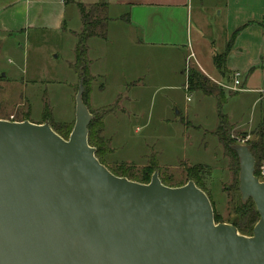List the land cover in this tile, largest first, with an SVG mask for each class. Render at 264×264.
Masks as SVG:
<instances>
[{
    "label": "water",
    "instance_id": "1",
    "mask_svg": "<svg viewBox=\"0 0 264 264\" xmlns=\"http://www.w3.org/2000/svg\"><path fill=\"white\" fill-rule=\"evenodd\" d=\"M75 97L68 140L47 123L0 120V264H264V182L251 145L239 161L240 199L259 220L251 236L216 223L193 181L148 184L114 175L88 144L95 116Z\"/></svg>",
    "mask_w": 264,
    "mask_h": 264
},
{
    "label": "rangeland",
    "instance_id": "2",
    "mask_svg": "<svg viewBox=\"0 0 264 264\" xmlns=\"http://www.w3.org/2000/svg\"><path fill=\"white\" fill-rule=\"evenodd\" d=\"M42 1L45 7H35L38 10L34 13L41 29H29L10 38L0 34V120L47 123L51 128L65 124L73 129L77 89L70 84L78 75L71 63L78 38L72 32L79 31L82 24L77 4L89 8L99 3L110 5L114 0H70L63 10L64 23L57 27L54 12L58 10L51 8L55 6L51 0ZM194 4L195 0L192 7ZM127 10L113 6L110 13L119 15ZM88 60L90 70L98 73L92 83L90 112L97 115L108 106L116 111L107 122L106 135L101 134L105 145L101 141L99 152L105 166L133 181L140 179L145 167L156 160L160 180L167 177L165 181L173 187L188 182L187 169L207 166L210 172L199 175L202 189L220 223L231 224L236 175L230 158L212 133L219 120L217 100L183 88L185 80L180 69L184 58L169 50L137 47L127 34L112 29L111 44L96 37L88 40ZM189 68L199 71L226 96L239 93L223 89L218 85L220 81L208 77L193 60ZM226 78L230 85L228 75ZM232 98L227 96L222 113L246 128L256 127L263 119L264 102L254 109L252 96ZM95 106L101 107L98 112ZM256 138L257 133H245L237 142L251 145ZM261 164L255 159V169Z\"/></svg>",
    "mask_w": 264,
    "mask_h": 264
},
{
    "label": "crops",
    "instance_id": "3",
    "mask_svg": "<svg viewBox=\"0 0 264 264\" xmlns=\"http://www.w3.org/2000/svg\"><path fill=\"white\" fill-rule=\"evenodd\" d=\"M69 2L70 0H51L50 3L55 5L51 8L58 10L54 12L56 27L64 23L63 10L69 6ZM111 3L107 8L110 20L107 38L101 39L104 43L111 44L112 29H115L117 33L127 34L131 43L137 47L169 50L181 55L185 61L180 69V74L185 80L183 88L187 85L188 75V72L184 73V68L186 62L192 63V60L208 77L220 81L223 85L229 83L226 75L231 85L234 73L238 72L241 74L243 91L232 95L233 98L252 96L254 109L264 102V0H195L193 7V0H114ZM113 6L119 9L128 7V10L120 13L121 15L110 13ZM35 7H45V2L0 0V34L10 38L14 34L41 27L39 19L34 15L38 10ZM124 17L126 19H123ZM116 25L118 27H115ZM81 30L82 24L79 31ZM79 31H73L72 34L78 38ZM228 44L230 49L225 61L226 73L222 74L216 69L214 58L223 54ZM181 51L185 52L184 56ZM90 73L95 78L98 75L93 70H90ZM73 81L74 84L70 86L76 90L79 79ZM92 90L94 85L87 103L91 102ZM245 99L247 100H243ZM227 103L228 100L225 105ZM100 108L94 107L96 110ZM115 112L108 115L104 121V135L107 122L115 117ZM227 117L236 134L256 133L264 122V110L261 122L251 128L244 127L243 123H234L229 115ZM217 126L218 122L212 133ZM108 140L111 141V137H108Z\"/></svg>",
    "mask_w": 264,
    "mask_h": 264
},
{
    "label": "trees",
    "instance_id": "4",
    "mask_svg": "<svg viewBox=\"0 0 264 264\" xmlns=\"http://www.w3.org/2000/svg\"><path fill=\"white\" fill-rule=\"evenodd\" d=\"M77 6L79 8V12L81 15L82 30L78 34V42L75 48V59L74 62L71 63V66L76 71L79 82L83 80V86L85 89L83 98L85 104L88 106L87 100L92 89V83L94 82L95 79V77H93L90 73V61L88 60V40L93 37L105 40L107 37L106 30L110 20L106 15V10L108 8L107 3L95 4L89 8H87L85 5L81 3H78ZM123 19L126 18L124 17ZM229 49H230V44H228V46L226 47V51L223 54L215 56L214 58L215 67L222 74L226 73L225 61ZM187 86H188V93L193 91H199L204 96L214 97L217 100L219 120H218L217 129L213 132V135L217 138L218 143L223 147L225 155L228 158H230L231 168L234 171V175H236L235 192H237V196L233 206L234 218L233 221L231 222V225L236 227L241 235L251 236L253 232V228L259 220V214L257 213L255 204L252 200H249L247 203L243 204L240 199V193L238 191L239 161L237 155L235 154L234 151L230 149L229 146L233 144H239V142H237V138L241 137L242 134H236L234 132V128L230 124L228 117L222 113V107L227 101V96L225 95L222 89L212 85L211 82L205 76H203L199 71L195 70L194 68L191 69L189 68L188 70ZM229 96L232 95L229 94ZM108 107H105L107 109L102 108L99 114L97 115L90 112L92 115H95V119L91 121L88 128L89 130L88 144L96 149V153H95L96 158L104 166L105 164L101 161V155L99 152V147H101V141L103 142V140H101V134L103 133L104 130L105 118L108 115H111L115 112L113 108H111L110 106ZM45 108H48L46 104H45ZM55 127L56 128L52 127L53 130L63 139H65L66 135L70 134L72 130V125L68 126L63 124V125H57ZM63 132H66V134ZM256 133H257L256 140L251 142V152L257 161L263 162L264 161V122L260 124V126L256 130ZM107 150L104 149V152L106 151L109 153V151ZM209 169L210 168L207 166L197 165L187 169L186 173L188 175V179L193 181L195 185L203 191L202 189L203 185L200 181L199 175L204 172H210ZM257 169L258 168H256L254 172L255 176H258ZM144 170L145 171L143 173V176L140 179L137 180L135 179L133 181L142 184H148L150 182L152 174L155 171L160 170V168L157 161L154 160L150 164H148V166H146ZM113 174L119 177L128 178L126 174L121 176L117 175L116 173ZM166 179L167 177H165V180ZM165 180H161L162 184L168 187H173L170 186L168 182ZM183 185L185 184H181L176 187H181ZM214 220L216 223H220V220H218V218L215 215H214Z\"/></svg>",
    "mask_w": 264,
    "mask_h": 264
},
{
    "label": "built area",
    "instance_id": "5",
    "mask_svg": "<svg viewBox=\"0 0 264 264\" xmlns=\"http://www.w3.org/2000/svg\"><path fill=\"white\" fill-rule=\"evenodd\" d=\"M192 58V56H190ZM189 70V62H186V71L188 72ZM241 74L236 72L233 75V80L231 85H223V84H218L222 88L229 90V91H235V92H241L243 89L241 88V82H240ZM185 90L188 92V86H185ZM189 100V98H188ZM258 176H256L260 181L264 182V161L262 164L258 167L257 169Z\"/></svg>",
    "mask_w": 264,
    "mask_h": 264
}]
</instances>
